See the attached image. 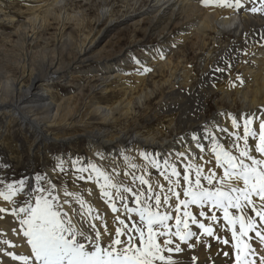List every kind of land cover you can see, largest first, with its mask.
I'll return each instance as SVG.
<instances>
[{"label":"bare ground","instance_id":"obj_1","mask_svg":"<svg viewBox=\"0 0 264 264\" xmlns=\"http://www.w3.org/2000/svg\"><path fill=\"white\" fill-rule=\"evenodd\" d=\"M225 2L235 5V0ZM240 2L242 7L237 9L212 2L205 6L202 0H0V57L15 54L11 66L0 71L4 80L0 85V169L14 157V150L18 153L23 147L15 142L9 145L10 135L25 136L30 143L24 178L32 182L38 168L58 188L82 191L105 216L114 235V214L98 185L87 180L74 184L71 174L60 179V168L54 170V165L59 162L64 169L76 171L94 164L109 175L120 173L117 180L127 183L131 178L124 173L139 176L146 170L165 186L163 159L169 158L183 174L185 165L192 162L178 155L185 150L210 160L206 168H215L212 141L207 137L228 142V133L219 131L220 127L237 131L228 114L239 119L241 113H253L264 119L260 111L264 109V3ZM110 36L108 46L94 58ZM217 67L225 71H215ZM72 71H78L89 88L86 93L80 89L81 103L74 107L72 98L54 93V84ZM252 127L259 131V119L254 118ZM238 131L243 134L242 127ZM194 135L205 145L203 152L194 143ZM250 143L254 148L255 141ZM75 144L81 145V157L70 150ZM153 160L161 164L159 170L151 167ZM129 162L137 167L130 168ZM17 166H22L20 158ZM215 170L223 176V169ZM83 175L87 177L88 172ZM0 190L6 191L4 184ZM15 198L12 202L0 198V208L8 210L0 213V264H22L5 253H31L17 217L10 214ZM129 206L136 207L131 198ZM189 208L199 222L212 223L215 235L203 234L188 220L199 239L194 236L182 243L173 237L183 249L172 254L173 259L178 264H235L231 229L220 227L226 224L222 213L216 211L218 221L210 222L195 205ZM204 211L212 215L207 208ZM175 215L169 221L173 232ZM217 236L229 243L219 242ZM247 242L256 249L247 258L261 264L264 244L255 239Z\"/></svg>","mask_w":264,"mask_h":264},{"label":"snow or ice","instance_id":"obj_2","mask_svg":"<svg viewBox=\"0 0 264 264\" xmlns=\"http://www.w3.org/2000/svg\"><path fill=\"white\" fill-rule=\"evenodd\" d=\"M210 2L215 6L242 7L240 0H235V5L225 0H202L205 6ZM227 67H232L231 62ZM215 71L225 69L217 67ZM260 111L264 116V109ZM228 116L233 129L237 130L228 132L226 128H219L220 132L228 133V142L222 143L219 137H207L212 141L210 150L215 156V168H206L210 160L192 156L185 150L178 155L192 162L185 165L183 174L169 158L163 159L161 175L167 186L146 170H141L139 176L135 172L124 173L131 178V183H127L117 180L120 173L109 175L94 164L76 169L79 175L75 176L74 184L75 180H87L100 188L101 198L114 214V235L105 216L84 198L82 191L58 188L47 175L37 174L32 182L26 178L11 182L0 179V184L6 188V191L0 190V198L7 202H12L18 194L25 198L21 206L13 203L10 214L17 217L19 232L31 249L30 256L5 255L13 260L19 259L22 264H178L172 254L181 253L183 249L180 244H174L173 237L182 243L194 236L199 239L197 233L189 229L188 220L202 229L203 234L215 235L212 223L206 226L192 214L189 206L195 205L201 210L199 215L210 222L218 221L216 211H220L226 222L220 227L232 232L235 264H254L247 257L256 249L247 241L255 239L264 244V119L254 117L253 113H241L239 119L232 114ZM254 118L259 119V131L252 127ZM241 127L242 135L238 131ZM192 139L203 152L205 145L201 139L195 135ZM250 140L255 141L254 148ZM201 160H204L203 164ZM56 167L64 171L63 164L58 162L54 170ZM129 167L135 169L137 166L129 162ZM151 167L159 170L161 164L153 160ZM216 168L223 169V176L217 174ZM86 171L87 177L83 175ZM130 198L136 207L129 206ZM205 208L212 213L211 216L207 215ZM231 209L236 210L235 214L230 213ZM7 211L0 208V213ZM173 212L176 213L174 232L169 224ZM236 225H239L238 232ZM161 237L163 240L158 242ZM216 238L221 243H229L227 239ZM3 243L16 247L8 241ZM187 246L194 247L192 244ZM166 252L168 256L164 255ZM224 255L229 256V253L224 252ZM261 255L264 256V250Z\"/></svg>","mask_w":264,"mask_h":264},{"label":"rangeland","instance_id":"obj_3","mask_svg":"<svg viewBox=\"0 0 264 264\" xmlns=\"http://www.w3.org/2000/svg\"><path fill=\"white\" fill-rule=\"evenodd\" d=\"M110 39H111V36L102 41L100 47L97 48L98 50H96V52L93 54L94 58H97V56H100L99 51L105 45L108 46L107 43L110 41ZM124 39L128 40V37H125ZM14 55L15 54L9 53V54H3V56L0 57V69H1L0 71H3V69H5L6 67L11 66L10 62L13 60ZM101 55H103V54H101ZM39 59H40V56H39ZM64 60L68 61V58L66 57V58H64ZM76 72H78V71H72L67 77H65V79H60L59 81H57L54 84V85H56V87H55L56 91H54V93L57 92L59 95L64 94L63 95L64 99L72 98L73 107L75 105L77 106V104L81 103L80 102L81 101L80 96H79L80 89H82V87H83L85 93L89 91V88H86V81L83 80V78H81V76L76 74ZM0 80H1L0 85H2V82H4V80L3 79H0ZM74 131H75V129L72 130V132H74ZM9 142H10L9 145H11V146H13V145L15 146L16 144L17 145L22 144L23 147H22V150L18 153L15 152V150H14V154H13L14 157H12L10 160H8L9 162L5 168L0 169V179L3 178L6 182L18 181V180L24 178V176H23V164L27 160V156H28V153H27L28 145L27 144L30 143V140L26 139L25 136L21 137L18 134H16L15 132H13V134H11L9 137ZM70 150L73 152H78V155H80L79 157H81L83 155V153L81 151V145L80 144H75L73 147L70 148ZM49 152L51 154L53 153L52 151H49ZM18 158H20L22 160V166H17ZM51 163L54 164L53 160L51 161ZM37 174L44 175L42 172H40V170L38 168L35 171V176H37ZM67 174H71L74 177L76 175H78L75 171V168H73L71 170L64 169V171L60 170L59 178L62 179L63 177L67 176ZM0 186H1V184H0ZM15 199H16V205H19V204L23 203L25 198L22 194H18V195H16Z\"/></svg>","mask_w":264,"mask_h":264}]
</instances>
